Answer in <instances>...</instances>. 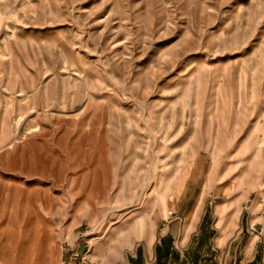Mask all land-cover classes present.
I'll use <instances>...</instances> for the list:
<instances>
[{"label": "rangeland", "instance_id": "obj_1", "mask_svg": "<svg viewBox=\"0 0 264 264\" xmlns=\"http://www.w3.org/2000/svg\"><path fill=\"white\" fill-rule=\"evenodd\" d=\"M0 163L5 264H127L194 214L196 239L241 211L255 226L264 0H0ZM33 200L52 211L37 235Z\"/></svg>", "mask_w": 264, "mask_h": 264}, {"label": "crops", "instance_id": "obj_2", "mask_svg": "<svg viewBox=\"0 0 264 264\" xmlns=\"http://www.w3.org/2000/svg\"><path fill=\"white\" fill-rule=\"evenodd\" d=\"M9 168L5 163H0V252L4 248L1 238L4 241V237L15 236L20 220V214L16 212V175L8 176L6 170L10 172ZM6 178L10 181L6 182ZM24 210L27 214L25 219H28V226H31L34 235L40 230L37 221H47L52 214L46 203H37L35 200L25 206ZM208 221L209 218L203 216L200 220L194 214L183 227L176 221L163 224L159 238L150 237L146 248L137 245L135 255L130 257L127 264H227L230 254L229 264H264L261 256L264 243L261 245V241L250 236L243 242V236L252 227L251 219L246 218L243 211L237 217L227 219L228 223L216 222L214 227H210V231L201 233L196 239V235L200 233V229H204ZM194 237L195 247H192L191 241ZM39 244L44 247V244ZM47 247L52 250L51 245ZM61 257L53 258L48 264H58ZM33 263L34 261L30 264ZM0 264H5L1 255ZM11 264H15V261Z\"/></svg>", "mask_w": 264, "mask_h": 264}, {"label": "built area", "instance_id": "obj_3", "mask_svg": "<svg viewBox=\"0 0 264 264\" xmlns=\"http://www.w3.org/2000/svg\"><path fill=\"white\" fill-rule=\"evenodd\" d=\"M260 206L261 209L258 214V219H260V222H257L255 226H252L248 230V235L252 238H256L258 241H260L264 236V198L260 199ZM261 256L264 258V249L261 251Z\"/></svg>", "mask_w": 264, "mask_h": 264}]
</instances>
